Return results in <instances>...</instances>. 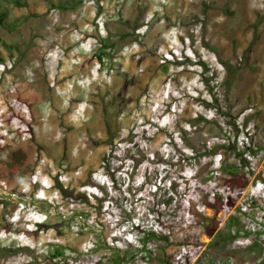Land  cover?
<instances>
[{
  "label": "rangeland",
  "instance_id": "1",
  "mask_svg": "<svg viewBox=\"0 0 264 264\" xmlns=\"http://www.w3.org/2000/svg\"><path fill=\"white\" fill-rule=\"evenodd\" d=\"M15 1L36 15L0 0V264H67L56 250L119 264L129 252L112 234L126 221L202 205L157 257L188 244L210 261L258 264L264 0ZM216 144L242 188L208 154ZM240 209L234 240L211 246Z\"/></svg>",
  "mask_w": 264,
  "mask_h": 264
},
{
  "label": "built area",
  "instance_id": "2",
  "mask_svg": "<svg viewBox=\"0 0 264 264\" xmlns=\"http://www.w3.org/2000/svg\"><path fill=\"white\" fill-rule=\"evenodd\" d=\"M195 209L197 213L203 215L205 206H198ZM147 217L148 219L137 223L134 220L126 221L120 229L112 234L113 238L122 239L129 252L128 255L123 254L125 257L122 264H235L231 258L207 260L202 255L201 246L192 248L188 244L180 245L172 255L157 257L156 247L158 243L164 241L162 237H167L169 240L175 232L190 228L194 223V213L186 211L181 215L171 217L148 214ZM149 234L155 237H149ZM117 243L111 241L110 246L113 247ZM236 243L241 244L242 242L237 241ZM56 260L59 263L82 264L73 258H57Z\"/></svg>",
  "mask_w": 264,
  "mask_h": 264
},
{
  "label": "trees",
  "instance_id": "3",
  "mask_svg": "<svg viewBox=\"0 0 264 264\" xmlns=\"http://www.w3.org/2000/svg\"><path fill=\"white\" fill-rule=\"evenodd\" d=\"M13 2H15V5L17 6H24L26 7V10H27V15L29 17H34L36 15V13L34 12V9L27 3H24L23 5H21L18 1H15L13 0ZM75 6H77V4H73L71 5L70 8H75ZM1 16L2 14L0 15V24L2 22V19H1ZM106 39H112V35H109L107 36L106 38H103L102 41H101V46L99 47L98 51H103V50H106L108 48L111 47V44H109V42L106 40ZM102 54V55H101ZM99 53L97 54V58H98V61L101 62L102 61V57L104 56V53ZM228 81V80H227ZM224 149V146L222 144H216V145H213L209 151H208V154L211 155V156H220L219 157V161L220 163H222V165H224L225 163V160H224V156L221 152V150ZM223 168H225V171L226 173L228 174L229 176V179H228V186L229 187H239V188H242L243 186H245V182H241L244 174L242 175H239L238 171H237V167L235 165H224ZM91 186H94V184L91 182L90 183ZM213 198H214V201H215V211L217 210H220L222 207H223V199L220 195H218L217 193L216 194H213L212 195ZM205 206V205H204ZM192 209H193V213L195 215L199 214L196 212V209L194 206H192ZM204 218V217H203ZM240 221H239V218L236 217V216H230L228 218V221H227V225H226V231L223 232V231H220L218 230L215 235H214V238L213 240L210 242V245L211 246H217V245H221V244H227L229 242H232L235 238V234L232 230V228H235V230H238V227L240 226ZM217 228L216 225H214L211 230H209V227L206 229L207 230V233L209 235H211L213 233V231ZM264 232V230L262 231H257L256 234H260ZM149 237H155L154 235L152 234H149L148 235ZM162 239L164 241H168V238L167 237H162ZM252 249H254L256 251V255L257 256H260L261 254V250L258 248V245H257V242L255 241L253 243V245L251 246ZM60 251L56 250L54 255H51V259H56V258H60ZM124 255L123 254H120V253H117L116 254V259L115 261L119 264H121L123 262V259H124ZM264 262V256L263 258L261 259V261L258 263V264H263Z\"/></svg>",
  "mask_w": 264,
  "mask_h": 264
},
{
  "label": "flooded vegetation",
  "instance_id": "4",
  "mask_svg": "<svg viewBox=\"0 0 264 264\" xmlns=\"http://www.w3.org/2000/svg\"><path fill=\"white\" fill-rule=\"evenodd\" d=\"M238 214H239V216H240V219H239V221H241V217H242V212H241V209H240V211L238 212ZM240 225V224H239ZM262 230H264V229H262ZM262 233H260V234H256L255 233V237H257V236H260ZM255 241L257 242V240L255 239ZM255 241H253V242H251V241H248V244L250 245V246H252L253 245V243L255 242ZM248 245V246H249Z\"/></svg>",
  "mask_w": 264,
  "mask_h": 264
},
{
  "label": "crops",
  "instance_id": "5",
  "mask_svg": "<svg viewBox=\"0 0 264 264\" xmlns=\"http://www.w3.org/2000/svg\"><path fill=\"white\" fill-rule=\"evenodd\" d=\"M66 9H68V8H66ZM71 9H74V8H71ZM110 48H108V49H106V50H103V51H99V53L101 54V53H104V56H106V52L109 50ZM98 53V54H99ZM102 55V54H101ZM103 56V57H104ZM115 262V259H114V261H113V263Z\"/></svg>",
  "mask_w": 264,
  "mask_h": 264
}]
</instances>
